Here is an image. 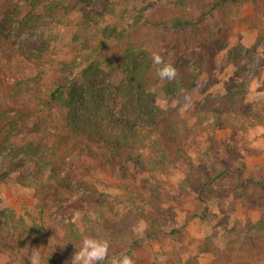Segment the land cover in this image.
Returning a JSON list of instances; mask_svg holds the SVG:
<instances>
[{
	"label": "rangeland",
	"instance_id": "rangeland-1",
	"mask_svg": "<svg viewBox=\"0 0 264 264\" xmlns=\"http://www.w3.org/2000/svg\"><path fill=\"white\" fill-rule=\"evenodd\" d=\"M51 1L0 0V9L40 13ZM65 1L42 60L23 54L26 35L0 36V149L32 144L50 164L41 188L0 184V264H29L33 249L42 264H71L83 236L107 239L115 255L155 225L161 234L134 249L135 264H264V0H90L106 11L98 25L83 22L85 2ZM105 27L122 38H105ZM128 46L160 53L179 72L161 82L152 61L147 77L181 129V152L164 144L173 162L159 170L152 151L105 164L50 97L75 81L61 64L90 53L119 85ZM246 80L247 94L224 112L228 91ZM22 159L15 171L28 169Z\"/></svg>",
	"mask_w": 264,
	"mask_h": 264
},
{
	"label": "trees",
	"instance_id": "trees-1",
	"mask_svg": "<svg viewBox=\"0 0 264 264\" xmlns=\"http://www.w3.org/2000/svg\"><path fill=\"white\" fill-rule=\"evenodd\" d=\"M81 1L86 4L83 22L98 25L105 18L106 11L91 10L93 3L90 0ZM183 4L180 3V6ZM66 8L65 0H53L42 5L40 13L31 11L23 15L19 11L2 12L0 9V36L13 40L15 35H26L17 41L26 44L23 54L32 60H42L53 52L51 44L57 41L53 32L59 24L56 14ZM172 26L180 28L182 22L176 21ZM102 33L107 39L122 38L121 33L117 30L108 31V27L102 29ZM61 66L62 72L73 76L75 81L70 85H59L50 97L64 109L66 124L74 135L88 137L105 151L102 156L105 164H117L121 152L130 154L135 150L141 153L152 151L155 154L153 170H159L173 162L167 156L164 144L181 152L182 149L176 145L181 129L174 113L159 107L155 93L148 87L147 77L152 69V59L144 50L132 46L125 49L123 80L119 85L111 82V77L95 53L80 55L69 62H63ZM248 88L247 80L232 87L225 97L227 108L224 112L240 101L247 94ZM178 89L169 87L168 93H175ZM207 106L202 108L205 114ZM222 112L217 109L213 119H218ZM24 155L31 160L28 169L15 171V167L22 165ZM134 159L128 157V160ZM134 164L137 166V162ZM48 166L50 164L40 159L38 149L32 144L21 149H0V184L16 187L34 185L41 188L42 175ZM201 201L204 204L209 202L204 198ZM161 232L155 225L145 237L133 243L136 247L115 255L124 253L131 256L135 248L156 240Z\"/></svg>",
	"mask_w": 264,
	"mask_h": 264
},
{
	"label": "clouds",
	"instance_id": "clouds-1",
	"mask_svg": "<svg viewBox=\"0 0 264 264\" xmlns=\"http://www.w3.org/2000/svg\"><path fill=\"white\" fill-rule=\"evenodd\" d=\"M155 76L159 81H174L179 72L172 63L166 62L160 53L152 55ZM110 243L107 239L83 236L80 247L72 257L71 264H135L134 259L124 253L109 256ZM29 264H42L41 249H33Z\"/></svg>",
	"mask_w": 264,
	"mask_h": 264
}]
</instances>
